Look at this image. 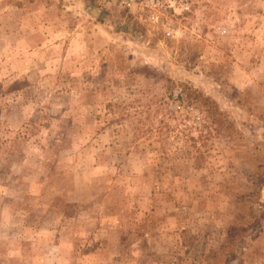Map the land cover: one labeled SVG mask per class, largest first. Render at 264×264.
<instances>
[{"label": "rangeland", "instance_id": "374dc122", "mask_svg": "<svg viewBox=\"0 0 264 264\" xmlns=\"http://www.w3.org/2000/svg\"><path fill=\"white\" fill-rule=\"evenodd\" d=\"M0 264H264V0H0Z\"/></svg>", "mask_w": 264, "mask_h": 264}, {"label": "built area", "instance_id": "2783aa9c", "mask_svg": "<svg viewBox=\"0 0 264 264\" xmlns=\"http://www.w3.org/2000/svg\"><path fill=\"white\" fill-rule=\"evenodd\" d=\"M139 1H141V0H123V2L127 5H132V4H135ZM150 1L153 2L154 0H150ZM157 2H158V0H157Z\"/></svg>", "mask_w": 264, "mask_h": 264}]
</instances>
